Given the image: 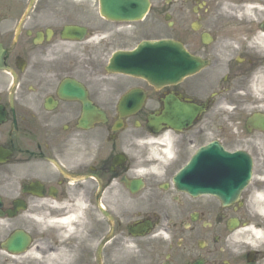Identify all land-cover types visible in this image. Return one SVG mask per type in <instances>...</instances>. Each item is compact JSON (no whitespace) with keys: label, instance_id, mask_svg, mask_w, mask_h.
I'll return each instance as SVG.
<instances>
[{"label":"flooded vegetation","instance_id":"1","mask_svg":"<svg viewBox=\"0 0 264 264\" xmlns=\"http://www.w3.org/2000/svg\"><path fill=\"white\" fill-rule=\"evenodd\" d=\"M30 2L0 0V264H14L2 243L17 230L41 264H264V0H151L122 27L38 0L19 28ZM72 23L83 42L62 38ZM144 39L180 40L209 65L167 86L106 71ZM131 94L143 106L123 116Z\"/></svg>","mask_w":264,"mask_h":264},{"label":"water","instance_id":"2","mask_svg":"<svg viewBox=\"0 0 264 264\" xmlns=\"http://www.w3.org/2000/svg\"><path fill=\"white\" fill-rule=\"evenodd\" d=\"M145 0H101V13L104 17L110 19H129L135 20L143 16L146 11ZM133 5H138L136 9H133ZM136 13V14H135ZM161 50V53L158 52ZM169 46L166 43L155 44L153 46L142 47L134 54L123 55L125 62L123 67L127 72L132 74H141L151 80H156L155 67L159 64L158 60L161 61L162 75L166 79H179L180 76L186 74V66L188 65V58L185 53L180 52V47L177 46V53L171 56L169 54ZM172 58L170 66L166 65V59ZM26 240L18 237L14 240L13 247H17L16 252H20Z\"/></svg>","mask_w":264,"mask_h":264}]
</instances>
